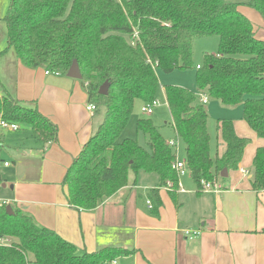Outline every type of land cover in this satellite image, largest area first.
Segmentation results:
<instances>
[{
	"label": "trees",
	"instance_id": "trees-1",
	"mask_svg": "<svg viewBox=\"0 0 264 264\" xmlns=\"http://www.w3.org/2000/svg\"><path fill=\"white\" fill-rule=\"evenodd\" d=\"M237 4L222 0H9L3 18L6 50L30 69L66 75L77 61L94 114L104 108L102 122L74 158L62 184L68 205L77 211L96 210L128 185L131 174H154L151 209L160 207L158 190L172 197L179 178L172 168L176 152L150 120H138L136 131L146 139L119 140L133 112L134 102L155 100L157 71L171 74L192 69V40L218 37L214 55H205L196 69L197 91L225 107L241 106L242 120L264 139V40L256 38L252 22ZM248 6L264 19V0ZM4 50V52L6 51ZM109 83L108 94L99 88ZM171 125L184 148V163L198 189L200 181L222 179L223 169L238 170L249 139L236 135L231 120H219L217 131L226 150L210 156L208 114L193 91L165 86ZM0 120L27 127L36 141H57V127L10 95L0 96ZM3 139L0 135V150ZM250 188L264 191V147L257 148L250 171ZM3 180L0 174V187ZM0 206V264H106L128 251L110 248L79 254L74 245L54 231L39 226L28 214L10 204ZM264 233V229H262Z\"/></svg>",
	"mask_w": 264,
	"mask_h": 264
},
{
	"label": "crops",
	"instance_id": "crops-1",
	"mask_svg": "<svg viewBox=\"0 0 264 264\" xmlns=\"http://www.w3.org/2000/svg\"><path fill=\"white\" fill-rule=\"evenodd\" d=\"M238 10L252 22L256 38L264 40V19L250 7L238 6ZM6 36L5 25V43L3 32L0 35V96L10 95L23 106L37 109L56 125L57 141L43 145L30 130H24L25 138L20 136L18 128L6 145L0 133V167L7 169L2 179L5 188H1L8 193L0 194L7 199L4 201L74 245L79 254L110 248L129 252L113 264H264V191L253 192L249 182L253 157L257 148L264 147V139H258L244 121L240 127H234L232 121L234 131L240 138L249 137L250 143L238 170L228 172L224 184L219 183V193L200 192L187 173L179 179L183 191H177L175 197L165 188L158 190L161 205L154 211L150 190L157 186L158 178L140 172L131 174L128 185L96 210L77 211L68 205L62 181L102 120L87 110L86 86L80 80L23 66L12 49L6 50ZM196 94L206 98L203 106L208 112V96L202 91ZM165 104L167 107L166 100ZM215 131L214 150L209 142L211 158L221 157L226 150ZM142 141L146 143L144 137ZM251 147L254 151L248 163ZM177 159L185 161L184 155Z\"/></svg>",
	"mask_w": 264,
	"mask_h": 264
},
{
	"label": "rangeland",
	"instance_id": "rangeland-1",
	"mask_svg": "<svg viewBox=\"0 0 264 264\" xmlns=\"http://www.w3.org/2000/svg\"><path fill=\"white\" fill-rule=\"evenodd\" d=\"M225 3H231V4H237L239 6H247L249 8L248 3H250L251 0H222ZM9 6V0H0V17L5 15L7 13V9ZM250 9H252L250 7ZM253 10V9H252ZM2 32L4 34V43H5V24L0 21V35H2ZM192 69L188 70H176L171 74H163L159 71L158 73V82H159V88L157 95L155 97V100L158 101V106L154 109L153 113L151 115H145L141 112V107L145 104L139 100H136L134 102L133 106V112L130 117V120L123 131L121 137L119 140L123 139H131L138 141L139 144L143 145V135L141 133H137L136 131V122L138 120H150L155 127H158L161 131L162 137L168 141L175 142L177 144V138L175 137L174 131L172 129L171 125V117L168 111V108L165 104V98L163 94V88L165 86H178L185 88L187 90L193 91L194 93H197V84L195 80L196 70L195 65L198 64L200 66L203 65V58L205 55H214L217 53L218 49V37L212 36V37H206L201 39H193L192 42ZM5 46V44H4ZM208 109V131L210 135V146L214 150L215 148V138H216V129H217V122L219 120H231L234 122V127H240V125H243L244 122L241 118L242 116V108L241 106L235 107V108H227L223 106L220 102L215 101L213 99L208 100V104L206 106ZM104 108H101L98 114L96 115V118L98 120H102L104 116ZM21 131L18 133L21 134L20 136H23L25 138L26 132L24 130H30L27 127H20ZM23 130V131H22ZM5 136V144L9 145L10 137L14 136L15 133L9 132V131H2L1 132ZM25 133V134H23ZM17 134V133H16ZM246 139H249V137H244ZM181 146V145H180ZM178 147L177 145V152L178 157L182 158V155H184V151L182 152V149ZM252 146V144H251ZM253 147H251V150L247 151V162L249 163L251 156L253 155ZM7 173V169H4L3 167H0V174L1 178L4 180V175ZM226 180L220 179L219 183L224 184ZM4 183V182H3ZM8 193L7 190L2 189L0 187V194L2 193ZM7 200L5 198H2L0 196V201ZM9 201V200H8Z\"/></svg>",
	"mask_w": 264,
	"mask_h": 264
},
{
	"label": "built area",
	"instance_id": "built-area-1",
	"mask_svg": "<svg viewBox=\"0 0 264 264\" xmlns=\"http://www.w3.org/2000/svg\"><path fill=\"white\" fill-rule=\"evenodd\" d=\"M196 69H199V66L196 67ZM51 72H45V74H50ZM51 74H56L58 75V73H51ZM199 101L202 105L206 104L207 100L205 97H201L199 98ZM158 106V101L153 100L150 103H145L142 107H141V112L145 115H151L154 111V109ZM87 110L90 112L94 111V107L92 105H88ZM18 130V126L14 123H8L5 121L0 120V133L2 131H17ZM175 152L176 155L178 154L177 152V145L175 142L172 141H168L166 142ZM178 156V155H177ZM8 164L5 163L4 166H7ZM172 168L176 171L178 178L180 179L181 177L185 176L188 171L186 168V165L184 162L179 161L176 158V161L174 162ZM243 174H247V172L242 171ZM171 186V184L169 182H167V185L165 187V189L167 190L169 187ZM222 190L221 185L219 184L218 180H212V181H205V180H201L200 181V192L203 193H219ZM177 191H183L182 187L180 185V183L178 182V190ZM149 204V203H148ZM2 205H10L9 202L7 201H0V206ZM186 236L190 235V232L186 231L185 232ZM196 234H193V236ZM192 238V237H191ZM11 244V240L9 238H0V246H9ZM114 261L110 262V263H106V264H113Z\"/></svg>",
	"mask_w": 264,
	"mask_h": 264
},
{
	"label": "water",
	"instance_id": "water-1",
	"mask_svg": "<svg viewBox=\"0 0 264 264\" xmlns=\"http://www.w3.org/2000/svg\"><path fill=\"white\" fill-rule=\"evenodd\" d=\"M66 76L70 79H74V80H81L82 79V76H81V73H80V69H79V66H78V63L76 60H74L70 66V68L68 69L67 73H66ZM108 88H109V83L108 82H105L100 88H99V91L98 93L102 96H106L108 94ZM228 171L226 169H223L221 174H220V177L222 179L224 178H227V174ZM2 188H5V184H2L1 186ZM12 188V187H11ZM6 212L8 215H12L13 214V210H12V207L10 205H7L6 206Z\"/></svg>",
	"mask_w": 264,
	"mask_h": 264
}]
</instances>
